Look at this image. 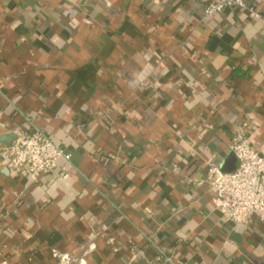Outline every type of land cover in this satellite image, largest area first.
<instances>
[{
  "label": "crops",
  "instance_id": "1",
  "mask_svg": "<svg viewBox=\"0 0 264 264\" xmlns=\"http://www.w3.org/2000/svg\"><path fill=\"white\" fill-rule=\"evenodd\" d=\"M214 1L0 0V264H264L207 181L239 125L264 155V0ZM32 125L71 155L35 181Z\"/></svg>",
  "mask_w": 264,
  "mask_h": 264
},
{
  "label": "built area",
  "instance_id": "2",
  "mask_svg": "<svg viewBox=\"0 0 264 264\" xmlns=\"http://www.w3.org/2000/svg\"><path fill=\"white\" fill-rule=\"evenodd\" d=\"M233 8L255 13L247 0H217L206 6L205 14L213 17ZM154 71L157 73L160 69L156 67ZM245 130L244 125L237 126L229 145L237 168L224 172L221 166L212 165L207 174L214 207L224 221L233 226L247 225L253 216L264 222V155L252 146ZM14 134L15 140L6 148L5 158L17 173L30 180L53 173L60 160L71 159L66 149L34 125L29 129H18Z\"/></svg>",
  "mask_w": 264,
  "mask_h": 264
},
{
  "label": "water",
  "instance_id": "3",
  "mask_svg": "<svg viewBox=\"0 0 264 264\" xmlns=\"http://www.w3.org/2000/svg\"><path fill=\"white\" fill-rule=\"evenodd\" d=\"M12 139H15V135H13V136L10 137V139L8 140L9 142L7 141V144H8V145H10V141H11ZM231 159H233V161L236 163V159H235V157H234L233 155H232V158H231ZM233 161H232V162H233ZM232 162H231V163H232ZM234 162H233V164H234ZM233 169H234V167H233ZM233 169H232V168H230V169H225L224 172H232V171H234ZM235 169H236V168H235Z\"/></svg>",
  "mask_w": 264,
  "mask_h": 264
}]
</instances>
